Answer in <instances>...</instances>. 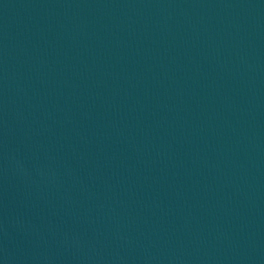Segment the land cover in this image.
<instances>
[{
    "label": "water",
    "instance_id": "95a60500",
    "mask_svg": "<svg viewBox=\"0 0 264 264\" xmlns=\"http://www.w3.org/2000/svg\"><path fill=\"white\" fill-rule=\"evenodd\" d=\"M0 264H264V0H0Z\"/></svg>",
    "mask_w": 264,
    "mask_h": 264
}]
</instances>
